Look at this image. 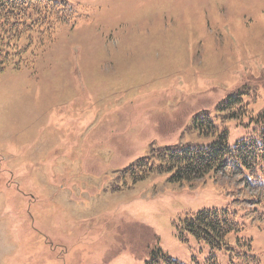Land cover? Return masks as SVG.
<instances>
[{"label": "rangeland", "instance_id": "obj_1", "mask_svg": "<svg viewBox=\"0 0 264 264\" xmlns=\"http://www.w3.org/2000/svg\"><path fill=\"white\" fill-rule=\"evenodd\" d=\"M54 1L76 22L28 67L0 71V264H148L157 249L180 264H264V178L127 174L150 147L204 142L191 119L228 94L243 104L223 119L230 146L250 132L264 0ZM222 209L240 225L224 246L185 230Z\"/></svg>", "mask_w": 264, "mask_h": 264}, {"label": "trees", "instance_id": "obj_2", "mask_svg": "<svg viewBox=\"0 0 264 264\" xmlns=\"http://www.w3.org/2000/svg\"><path fill=\"white\" fill-rule=\"evenodd\" d=\"M77 20L75 11L64 2L54 0H0V71L20 70L32 64L37 52L56 40L61 26ZM241 93L227 95L214 110L195 114L188 126L201 143H175L150 147L146 155L132 163L127 174L133 182L151 174H168L171 183L192 182L210 171L229 166L246 169L254 178H264V109L249 117L250 132L234 146L223 125L243 109ZM224 119V120H223ZM185 230L196 240L212 247L225 245L226 236L240 229L233 212L228 209L203 210L184 221ZM148 264H180L160 249L151 254Z\"/></svg>", "mask_w": 264, "mask_h": 264}, {"label": "crops", "instance_id": "obj_3", "mask_svg": "<svg viewBox=\"0 0 264 264\" xmlns=\"http://www.w3.org/2000/svg\"><path fill=\"white\" fill-rule=\"evenodd\" d=\"M8 199V198H7ZM5 210L8 211V212H11V210H8L6 207H5Z\"/></svg>", "mask_w": 264, "mask_h": 264}]
</instances>
